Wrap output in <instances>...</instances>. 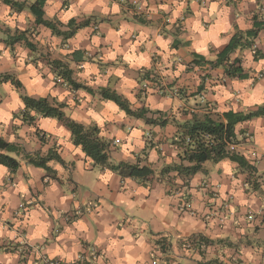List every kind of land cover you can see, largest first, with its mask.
<instances>
[{
	"label": "clouds",
	"instance_id": "1",
	"mask_svg": "<svg viewBox=\"0 0 264 264\" xmlns=\"http://www.w3.org/2000/svg\"><path fill=\"white\" fill-rule=\"evenodd\" d=\"M0 264H264V0H0Z\"/></svg>",
	"mask_w": 264,
	"mask_h": 264
}]
</instances>
